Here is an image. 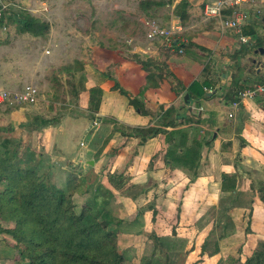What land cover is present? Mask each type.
Instances as JSON below:
<instances>
[{"label": "crops", "instance_id": "crops-1", "mask_svg": "<svg viewBox=\"0 0 264 264\" xmlns=\"http://www.w3.org/2000/svg\"><path fill=\"white\" fill-rule=\"evenodd\" d=\"M213 1L187 0L184 21L174 14L180 0H165L161 7L146 12L137 5L138 18L128 13L130 18L125 20L132 32H127L123 19L110 22L121 30V44L109 39L103 45L97 43L98 32L90 31L83 40H74L72 58L67 57L68 46L46 55L43 43L36 44L43 36L17 30L7 33L10 23L0 20V88L34 83L41 90L40 97L51 101L52 71L66 64L71 67L69 75H59L63 99L54 103L64 104V111L54 124L30 130L26 126L30 117L49 115L35 105L20 106L6 114L12 125L1 126L0 134L24 130L32 138L25 148L37 152L42 165L44 153H51L50 161L56 163L66 160L72 167L67 180H74L77 196L85 181L96 184L90 198L101 186L104 194L98 199L107 200L110 216L121 230L118 247H131L126 244L141 235L151 242V252L141 257L140 264L150 256L157 264H167L159 251L153 255L156 243L169 248L168 258L175 245L185 246L186 258L195 254L185 264H217L216 260L218 264H244L256 252L264 255V202L260 198L264 195V92L250 99L240 96L241 91L264 81V56L253 55L263 45H256L251 34L243 42L236 32L221 31L216 20L202 22L203 7ZM119 12L127 14L123 8ZM160 17L163 25L176 24L182 29L168 39L150 41L142 23ZM134 19L142 25V36L133 27ZM250 19L242 26L243 33L245 28L254 33ZM37 60L40 64L34 63ZM80 78L84 88L73 101L66 80L78 87ZM114 84L138 98L148 113L131 105ZM90 90L96 91L91 102ZM161 107H172L187 117L146 139L134 135V127L159 128ZM7 137L10 148L17 139ZM194 146L191 160L187 155ZM11 225L0 220V245L8 243L0 253V263L11 254L10 246L14 247L13 238L1 232ZM210 239L214 249L219 248L216 253H210L212 244L206 241ZM202 246L206 251L202 252ZM223 248L231 251L225 253Z\"/></svg>", "mask_w": 264, "mask_h": 264}, {"label": "trees", "instance_id": "trees-1", "mask_svg": "<svg viewBox=\"0 0 264 264\" xmlns=\"http://www.w3.org/2000/svg\"><path fill=\"white\" fill-rule=\"evenodd\" d=\"M164 3L165 0H140L138 6L140 10L146 12L153 6L160 7ZM187 5V0H180L174 10V14L183 21L187 18L184 13ZM4 19L14 24L19 33L44 36L49 30L48 22L27 12L11 13ZM244 31V35H253L246 28ZM70 69L69 64H66L54 69L50 75L53 90L49 101L50 109H53L55 101L63 99L59 75L62 73L69 75ZM66 83L70 85L69 91L74 101L78 97V92L84 88L83 80L80 78L78 87L73 80H66ZM114 89L128 96L130 104L140 109L141 113H148L138 98L127 95V92L117 84H114ZM95 92L90 90V102ZM160 110L159 128L134 127L131 129L134 135L146 139L164 132L162 129L164 126H176L182 116L187 117L185 113H179L172 107L166 109L161 107ZM56 119L55 116L33 115L28 119L26 126L30 127V130H37L54 124ZM9 143L8 137L0 139V185L4 187L0 188V220L12 224L9 228H2L1 232L13 238L16 248L21 249L23 246V250L19 251L23 258L16 264H121L124 258L123 253L118 250L117 241L121 230L110 216L107 200L104 197L98 199V195L104 194L101 186L95 189L91 199L77 212L72 200L75 190L65 193L53 184L49 178V170L40 164L36 153L28 148H25L28 164L18 165L14 158L15 152L8 147ZM194 148L195 146L188 151L190 155H187V151L184 155L191 157ZM71 184L74 185V180ZM260 198L264 202V195ZM155 240L160 241L158 238ZM166 248L168 247L163 243H156L153 255L159 251L165 255L166 261L169 251V248ZM203 251H206L205 246H202ZM154 261L155 257L150 256L143 264H157ZM244 264H264V255L256 252Z\"/></svg>", "mask_w": 264, "mask_h": 264}, {"label": "rangeland", "instance_id": "rangeland-1", "mask_svg": "<svg viewBox=\"0 0 264 264\" xmlns=\"http://www.w3.org/2000/svg\"><path fill=\"white\" fill-rule=\"evenodd\" d=\"M13 1H14V5L10 7L12 13L27 12L43 21L48 22L49 24L48 32L42 38L40 37L41 39L40 38L36 39V44L37 41L43 43L44 45L43 49L46 55H51L53 50H55L54 53L56 54L58 51L60 50L62 51L64 49V46H68L70 49L69 52H67V57L72 58L73 55L71 54V49L74 40H78V38H81L83 40L84 34L86 33L87 35V33L90 31H92L93 33L98 32L96 38L94 39L98 41L97 43L102 42L103 45L105 44L106 40L109 39L111 41H115L121 44L124 41L122 40L124 38L121 36V30L112 27L110 22L114 18H118V19L120 18L125 21L130 18L128 16V13L131 14L132 17L136 16L138 18V11H136V6L138 5L140 0H22L18 2L15 0ZM122 8L123 11L126 12L127 14L122 15V13L119 12V10H122ZM245 10L248 11V17L251 18L249 23V28L254 31L252 35V39L255 40L254 43L257 44L258 42L259 43L261 42L262 44H257V45L260 47L262 45L264 46V0H257L252 7H248ZM116 12H118L119 14L117 15ZM162 19L163 18H161L159 21L161 22ZM134 20L137 24H133V27H135L139 32L140 36H142V32H143L142 25L136 19ZM121 23L122 22L118 23L117 25ZM125 23L127 24V26L129 25L126 21ZM142 24L145 28V24L144 23ZM132 29L133 28L131 26H128L127 32L129 31L132 32ZM10 31L12 32L16 31V26L12 23H10L9 29L6 32L9 33ZM67 42H69V44H67ZM55 45L56 47H54ZM260 53L259 52L257 54L253 53V55H255L259 59L262 56H264L263 53L261 54ZM38 60L34 63L40 64V61ZM42 93L44 94L43 91ZM39 99H40L39 102H37L35 106L40 107L38 111H42V113H45V115H49L47 117L55 116L58 118L61 115L62 111H64L63 110L64 104H58V103L54 104L53 109L47 110L49 109L48 108L49 101H47V97L44 96L42 98L40 97ZM27 106H30L29 108L35 107L34 105H27ZM16 108L17 107L0 108V112L4 113V115L0 114L1 115L0 119L4 120L3 122H0V128L1 126H6L5 128H7L9 125H12L11 119H9V121L8 119H6V116H8L6 114H8L10 111H13ZM16 132L14 130L10 131V133L7 130L1 131L0 139H3L4 137L11 135L13 138H16L17 140H24L23 144H18V141L15 140L12 141V144L10 145V149L12 150V152L13 153L15 152L14 153L15 162L20 166H24L25 164L26 165L28 164V161L26 162L25 146L27 143H30V140L32 138L27 136L24 130L19 129ZM38 149L40 150L41 147H39ZM55 153H56L55 151L52 152V154ZM50 158H51V153H44V155L41 154L40 159L43 162V166L45 165L44 168H46V170H49L50 175H52L51 182L55 184L58 188L64 190L65 193H69V191L71 190L72 191L76 190L77 189L76 186H73L67 180V178L69 177L68 172H70V169L72 168L67 166L69 163L68 162L66 163V160L59 161L58 163H56V161H50ZM47 164H49V166ZM41 171L44 170L42 169ZM95 185L96 184L94 182L92 183V185L87 184L86 181L81 183V186H79V188L82 191V193H80L81 194L80 197L73 192L72 200L77 212L79 208H81V206H83L85 203L89 201L90 198L89 192L92 191ZM0 188L1 189L4 188L2 184L0 185ZM219 214H220V210H219ZM217 216L218 213H215L214 217ZM141 217L143 219V216ZM170 217L172 216H169V218ZM126 241L128 242V239H126L124 242ZM206 241L212 244L209 247L211 253V250L213 251V249L216 246H214L213 244V239ZM129 244H131L130 245L131 247L127 249L126 247H123L122 244L119 245L118 247L119 248L118 250L119 251L121 250L120 252H123V255L125 256V260H123L121 264H140L141 257L144 254H149L151 252V248L149 246L151 242H148V240L145 239V237L142 235L140 237L133 238L132 241H129V243H127L126 245ZM6 245H8V243H6ZM6 245L1 243L0 245L1 254L2 252H4L2 250L7 248ZM175 246H176L174 247L175 249H173L174 254L173 256L170 255V258L167 259L168 260L167 264H185L186 259L187 261L190 262L194 259L195 254L190 255L189 257L186 258L183 251L185 246H179V245H175ZM10 248L12 250L11 254L5 256L6 259L1 261L0 264H16L19 261V259L21 260V258H23V256L19 253L20 250H23V246H21V249L20 247L16 248L15 246L14 247L10 246ZM217 251L214 252L216 253ZM223 251L227 253L231 251V249L223 248ZM207 253L209 254L208 247H207ZM157 256H163V255L157 254ZM215 262H217L218 264L220 261L216 260Z\"/></svg>", "mask_w": 264, "mask_h": 264}, {"label": "built area", "instance_id": "built-area-1", "mask_svg": "<svg viewBox=\"0 0 264 264\" xmlns=\"http://www.w3.org/2000/svg\"><path fill=\"white\" fill-rule=\"evenodd\" d=\"M254 0H214L203 7L201 21L207 22L211 19L216 20L221 31L232 30L236 32L239 39L243 42L248 40L244 35L242 26L248 21V13L242 8L245 3ZM14 5L13 0H0V20L11 14L10 7ZM226 11H230L226 13ZM146 28V38L150 41L159 39H168L177 34L182 28L176 24L163 25L160 21L147 18L144 22ZM264 92V82L256 84L252 88L243 90L240 93L241 98H253L257 93ZM40 98V88L34 83H24L19 88H0V108L2 107H20L27 105H36ZM234 106L238 103L233 102ZM229 116H232L229 113ZM96 122H92L88 130ZM83 145V142H80Z\"/></svg>", "mask_w": 264, "mask_h": 264}, {"label": "water", "instance_id": "water-1", "mask_svg": "<svg viewBox=\"0 0 264 264\" xmlns=\"http://www.w3.org/2000/svg\"><path fill=\"white\" fill-rule=\"evenodd\" d=\"M260 51H261V52H264V49L260 48ZM185 97H187V95H186Z\"/></svg>", "mask_w": 264, "mask_h": 264}]
</instances>
